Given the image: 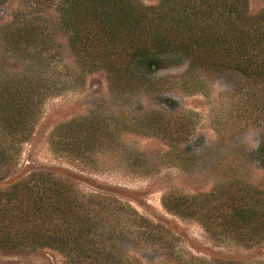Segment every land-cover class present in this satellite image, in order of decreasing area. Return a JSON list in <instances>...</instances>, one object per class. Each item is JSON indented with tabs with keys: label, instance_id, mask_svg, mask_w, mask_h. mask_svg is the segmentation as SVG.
<instances>
[{
	"label": "trees",
	"instance_id": "trees-1",
	"mask_svg": "<svg viewBox=\"0 0 264 264\" xmlns=\"http://www.w3.org/2000/svg\"><path fill=\"white\" fill-rule=\"evenodd\" d=\"M5 2L0 0V5ZM53 4L58 26L76 53L75 84H81L87 73L104 71L110 92L135 94L151 88L158 68L187 63L185 73L190 77L237 75L242 81L238 89L248 95L244 106L250 108L252 120L264 122V7L252 15L249 0H158L156 5L141 0H53ZM15 16L8 25L19 22ZM21 82L8 90L0 87V249L23 253L50 248L68 264H141L119 251L120 245L134 241L172 249L174 237L167 229L116 197L80 191L47 170L16 177L11 173L21 146L33 133L37 106L34 88L26 89ZM99 115L58 123L50 133V145L88 163L117 135L115 116ZM138 123L156 134L166 125H189L184 120L164 123L155 112ZM134 157L135 164L145 162ZM163 203L178 215L200 221L216 236L246 247L264 241L260 184L228 177L205 192L166 194ZM159 258L164 264L175 262L172 257ZM193 258L188 264H197L198 258Z\"/></svg>",
	"mask_w": 264,
	"mask_h": 264
},
{
	"label": "rangeland",
	"instance_id": "rangeland-1",
	"mask_svg": "<svg viewBox=\"0 0 264 264\" xmlns=\"http://www.w3.org/2000/svg\"><path fill=\"white\" fill-rule=\"evenodd\" d=\"M249 4L255 15L264 0ZM15 15L19 22L8 25ZM58 20L53 0H6L0 5V87L8 90L22 81L26 89L34 88L37 105L33 133L21 146L11 173L16 177L32 170L51 171L80 191L116 197L167 229L174 237L170 250L135 241L119 246L124 256L141 264H164L160 256L172 257L177 264H188L193 257L197 264H264V241L246 247L216 236L200 221L178 215L163 203L166 194L205 192L228 177L264 186V122H254L244 106L248 95L238 89L239 77H190L187 63H181L158 68L151 88L135 94L110 92L104 71L87 73L75 84L76 53ZM97 112L102 118L115 116L112 122L120 129H114L117 135L110 148L97 149L86 163L50 145V133L58 123ZM150 112L159 113L164 123L184 120L189 125H166L156 134L138 123ZM134 156L145 162L135 164ZM0 264L68 262L50 248L23 253L0 249Z\"/></svg>",
	"mask_w": 264,
	"mask_h": 264
}]
</instances>
